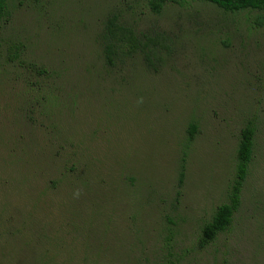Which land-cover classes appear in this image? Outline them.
Wrapping results in <instances>:
<instances>
[{
  "label": "rangeland",
  "instance_id": "obj_1",
  "mask_svg": "<svg viewBox=\"0 0 264 264\" xmlns=\"http://www.w3.org/2000/svg\"><path fill=\"white\" fill-rule=\"evenodd\" d=\"M148 2L10 1L0 29V264H264V13L178 0L154 15ZM114 15L142 43L164 41L154 68L142 55L106 65ZM250 124L241 209L202 249Z\"/></svg>",
  "mask_w": 264,
  "mask_h": 264
},
{
  "label": "trees",
  "instance_id": "obj_2",
  "mask_svg": "<svg viewBox=\"0 0 264 264\" xmlns=\"http://www.w3.org/2000/svg\"><path fill=\"white\" fill-rule=\"evenodd\" d=\"M11 0H0V29L6 18ZM38 2L39 0H34ZM210 4L227 14H237L246 11L264 13V0H198ZM169 3H179L178 0H149L148 6L154 15H161ZM258 26H264V16H260ZM164 41L161 39L147 40L142 43L132 29L122 25L118 16L110 18L106 25L104 36V58L106 65L113 67L120 57L132 58L142 55L147 65L154 68L152 60L156 59V51L164 50ZM153 58V59H152ZM155 63V62H154ZM256 128L250 124L241 131L240 143L237 151L236 178L229 195V201L219 206L212 220L205 224L199 246L204 249L227 232L233 225L235 215L242 206V193L250 175L255 151ZM197 127L191 125L188 129L189 143L195 140ZM179 186L184 182L185 165L181 166ZM180 193V192H179ZM21 216H24L21 214ZM32 218V217H31Z\"/></svg>",
  "mask_w": 264,
  "mask_h": 264
}]
</instances>
